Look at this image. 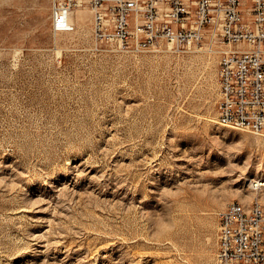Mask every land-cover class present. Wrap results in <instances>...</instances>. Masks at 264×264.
I'll return each instance as SVG.
<instances>
[{"label": "rangeland", "instance_id": "1", "mask_svg": "<svg viewBox=\"0 0 264 264\" xmlns=\"http://www.w3.org/2000/svg\"><path fill=\"white\" fill-rule=\"evenodd\" d=\"M53 2L0 0V264H216L219 214L264 207V136L217 119L225 44L120 48L89 0L55 33Z\"/></svg>", "mask_w": 264, "mask_h": 264}, {"label": "built area", "instance_id": "2", "mask_svg": "<svg viewBox=\"0 0 264 264\" xmlns=\"http://www.w3.org/2000/svg\"><path fill=\"white\" fill-rule=\"evenodd\" d=\"M97 40L116 46L234 44L219 66L217 119L264 135V0H89ZM78 0H54L55 33L75 30ZM254 188L260 184L254 182ZM216 264H264V207L229 203L219 214Z\"/></svg>", "mask_w": 264, "mask_h": 264}, {"label": "bare ground", "instance_id": "3", "mask_svg": "<svg viewBox=\"0 0 264 264\" xmlns=\"http://www.w3.org/2000/svg\"><path fill=\"white\" fill-rule=\"evenodd\" d=\"M82 0H78V3H80ZM211 40V39H210ZM212 42V44L214 45L215 43H216V41L214 40H212L211 41ZM160 44V43H159ZM159 44H157V45H159ZM169 46H176L177 48H182V47H179V46H177L174 42H168L167 43ZM224 46V47H223ZM147 48V46L146 45H135L134 46V49L135 50H137V51H144V49H146ZM184 48H191V49H193V48H199V46H185ZM235 48V45L234 44H225V45H222V47H220L219 49L217 48V49H215V50H213L214 52L217 50V52H219V53H222V54H224L225 52H227V51H229V50H231V49H234ZM148 49H150V47L149 48H147V50ZM219 122L221 123V124H223V125H225V126H229V127H233V128H237V127H234V126H231V124H227V122H223V120H219ZM255 134H257V133H255ZM258 135H262V134H258ZM264 136V135H263ZM254 182H258L259 184H260V187L258 188V189H260L263 185H264V181H262V180H253L252 182H251V188L253 189V190H258V189H255L254 188V185H255V183ZM254 195V194H253ZM255 200H258V199H255ZM254 201V200H253ZM259 201V200H258Z\"/></svg>", "mask_w": 264, "mask_h": 264}]
</instances>
